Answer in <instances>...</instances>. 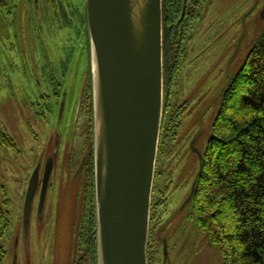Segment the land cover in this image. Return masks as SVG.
Listing matches in <instances>:
<instances>
[{"label":"rangeland","instance_id":"obj_1","mask_svg":"<svg viewBox=\"0 0 264 264\" xmlns=\"http://www.w3.org/2000/svg\"><path fill=\"white\" fill-rule=\"evenodd\" d=\"M84 11L85 0H0V130L13 141L12 149L0 143V190L10 200L5 207L10 226L2 241L7 255L3 264H77L82 257L79 238L88 213L85 177L72 183L67 153L88 74ZM191 11L195 15L191 29L167 62L160 157L165 182H173L159 228L170 244L180 237L173 261L182 263L187 250L191 255L197 249L195 264H222L221 251L207 243L190 214L180 235L192 205L171 221L185 198V185L190 187L197 173L198 160L189 148L200 129L197 121L203 116L205 132L197 143L203 149L212 137L226 90L264 33V0H204ZM82 140L77 137L75 146ZM54 145L59 156L40 212L42 181ZM38 166L40 184L26 238L24 207ZM194 225L199 234L195 240Z\"/></svg>","mask_w":264,"mask_h":264},{"label":"water","instance_id":"obj_2","mask_svg":"<svg viewBox=\"0 0 264 264\" xmlns=\"http://www.w3.org/2000/svg\"><path fill=\"white\" fill-rule=\"evenodd\" d=\"M186 10L184 0L180 21ZM86 12L98 264H149L152 197L164 121L163 0H86ZM52 169L48 164L45 170L40 212ZM39 172L40 166L32 175L24 207L26 238Z\"/></svg>","mask_w":264,"mask_h":264},{"label":"trees","instance_id":"obj_3","mask_svg":"<svg viewBox=\"0 0 264 264\" xmlns=\"http://www.w3.org/2000/svg\"><path fill=\"white\" fill-rule=\"evenodd\" d=\"M204 0H163L164 78L168 56L180 48ZM1 145L13 141L0 130ZM10 200L0 190V264L10 226ZM88 217V214H84ZM190 216L210 246L221 251L222 264H264V33L226 90L197 176ZM95 225V224H94ZM150 236L149 264L156 260ZM208 244V245H209Z\"/></svg>","mask_w":264,"mask_h":264},{"label":"flooded vegetation","instance_id":"obj_4","mask_svg":"<svg viewBox=\"0 0 264 264\" xmlns=\"http://www.w3.org/2000/svg\"><path fill=\"white\" fill-rule=\"evenodd\" d=\"M58 1V0H57ZM37 2V0H36ZM61 2V1H60ZM59 3V2H58ZM62 3V2H61ZM58 6V5H57ZM61 10V9H60ZM62 11V10H61ZM63 12V11H62ZM187 12V10H186ZM66 14L63 13V16ZM73 17L69 15V18ZM186 17V15H185ZM184 17V19H185ZM65 18V17H64ZM63 20V19H62ZM84 25L86 26V43H85V54H86V64H87V76L85 79V82L82 84V93L78 97L77 102V108H76V116L75 120L73 122L72 127V142L69 144L72 149L70 152L67 153V163L68 168L67 170L72 172V183L74 184L76 179L83 176L85 177V211H88L89 217L83 216V224H82V231L81 236L79 238L80 247L79 251L82 255V257L79 259L77 264H98V242H97V202H96V155H95V125H94V104H93V93H92V82H91V72H90V61H89V49H88V35H87V12H86V0H85V11H84V18H83ZM81 89V90H82ZM86 91V97L84 96ZM65 98L66 95L63 96L62 102H61V108L60 111L64 110L65 107ZM84 102L86 105H84ZM87 108L86 112V118L84 117V125L81 126L83 115L82 110ZM85 116V115H84ZM202 117H199V120L197 123H199V131L195 134L194 138L191 140L189 148L193 155L198 160V168L197 173L193 179V182L191 183L190 187L188 185H185L186 188V195L181 203V205L176 209V212L174 214L173 220L177 219L178 216L182 213H184L186 210L189 209L190 205H192L195 197V192L197 188V176L198 173L201 170L202 163L205 159L206 154V148L207 146L203 147V149L197 147V143L200 140L201 136L205 132V128H203L202 125ZM201 120V121H200ZM165 106H164V121H163V127H162V133H161V139H160V146H159V152H158V159H157V165H156V174H155V182H154V189H153V197H152V209H151V229H150V236H152L156 240V247L152 248V250L155 253L156 260H153V264H184L185 260L188 258L186 264H195V258L197 256V249L193 251V254H189V250H187V253L184 255V260L182 263H177L173 261L172 255L173 252L179 247V239L180 237L176 239H172V243L170 244V241H168L167 237H162V233L160 232V217L162 216L163 211V202L165 200V196L167 194L168 189L170 188L173 180L167 184L166 178L163 176L165 171V163L161 162L160 157V149H161V140H162V134L164 132L165 128ZM81 131V135H79L77 132ZM79 135V136H77ZM79 137L82 140V145L80 144L78 147L75 146V139ZM78 149V150H77ZM77 150V151H76ZM197 150L202 155V159L200 158ZM50 157L47 159V164H52L53 169L52 173L54 172V169L57 165V160L59 156L58 149L54 145L52 153L49 155ZM160 162V163H159ZM46 170V168H45ZM51 173V176H52ZM51 179V177H50ZM50 183V182H49ZM195 185V192L193 194V187ZM182 195V193H181ZM192 208V207H191ZM86 212V214H88ZM191 213V210L189 211L188 215H185L184 222L182 224L181 233L183 234V231L185 230V222L190 220V217L188 218L189 214ZM187 219V220H186ZM88 222V223H87ZM170 223V222H169ZM95 224V225H94ZM168 222H165L164 227L167 226ZM181 225V224H180ZM197 226V225H196ZM194 225L193 230V238H198L199 234L198 229ZM161 228V229H163ZM163 231V230H162ZM197 240V239H196ZM198 243V240H197ZM200 243V242H199ZM165 244L167 249V255L165 251ZM160 245H161V251H160ZM83 246V247H82ZM171 249V250H170ZM163 255L162 261L160 259V255ZM161 261V262H160Z\"/></svg>","mask_w":264,"mask_h":264}]
</instances>
